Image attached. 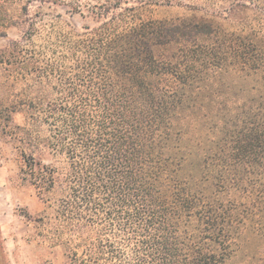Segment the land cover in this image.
I'll list each match as a JSON object with an SVG mask.
<instances>
[{
  "label": "trees",
  "instance_id": "16d2710c",
  "mask_svg": "<svg viewBox=\"0 0 264 264\" xmlns=\"http://www.w3.org/2000/svg\"><path fill=\"white\" fill-rule=\"evenodd\" d=\"M12 30L0 79L63 264H231L264 233V0H0Z\"/></svg>",
  "mask_w": 264,
  "mask_h": 264
},
{
  "label": "rangeland",
  "instance_id": "374dc122",
  "mask_svg": "<svg viewBox=\"0 0 264 264\" xmlns=\"http://www.w3.org/2000/svg\"><path fill=\"white\" fill-rule=\"evenodd\" d=\"M183 12L181 8H161L156 15L175 17ZM19 35L18 30H12L9 37H0V54L7 53V58L10 40ZM10 69L4 70L0 79V264H63V248L44 236L41 219L47 215L46 205L36 188L23 179L29 150L23 142L26 139L21 141L22 136L18 138L14 130L15 125H25L27 112L21 108L19 112L9 113L14 96L23 91V85L15 86ZM201 129L199 124L195 129H187L182 141L188 150L182 176L193 183L201 176V154L194 142L201 135ZM44 160L49 162L48 157ZM241 240L231 264H264V233L250 229Z\"/></svg>",
  "mask_w": 264,
  "mask_h": 264
}]
</instances>
